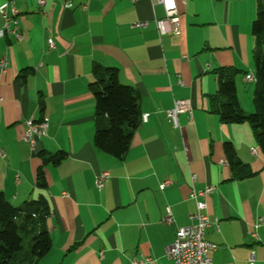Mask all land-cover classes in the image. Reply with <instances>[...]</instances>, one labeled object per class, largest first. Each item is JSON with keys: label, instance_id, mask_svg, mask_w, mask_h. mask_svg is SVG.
Returning a JSON list of instances; mask_svg holds the SVG:
<instances>
[{"label": "crops", "instance_id": "0c3cea01", "mask_svg": "<svg viewBox=\"0 0 264 264\" xmlns=\"http://www.w3.org/2000/svg\"><path fill=\"white\" fill-rule=\"evenodd\" d=\"M9 1L18 9L21 39L0 34V57L7 60L0 73V192L15 206L46 200L51 248L38 264H131L137 258L173 264L165 247L179 226L191 223V190L207 185L214 189L205 198L206 213L217 219L205 229L216 245L213 263L264 264V154L247 122H220L209 100L217 90L213 70L235 67L238 100L252 110V102L244 103L253 92L244 74L254 71L255 1L175 0L179 34L161 36L155 19L164 13L152 0H0V6ZM139 21L146 25L135 26ZM93 64L116 67L119 82L139 94L140 115L147 114L121 159L93 144ZM182 98L190 110L178 114L174 126L167 111ZM29 118L47 121L34 148L23 139ZM225 141L243 164L235 171ZM58 150L65 158L45 165L46 186L39 188V153ZM102 171L108 178L97 188ZM166 178L170 183L159 189ZM167 208L170 222L164 221Z\"/></svg>", "mask_w": 264, "mask_h": 264}, {"label": "trees", "instance_id": "16d2710c", "mask_svg": "<svg viewBox=\"0 0 264 264\" xmlns=\"http://www.w3.org/2000/svg\"><path fill=\"white\" fill-rule=\"evenodd\" d=\"M255 1V16L251 23V59L255 76L252 92L253 109L242 108L236 92L235 75L240 69L218 67L213 70L217 90L210 95V109L222 123L247 122L264 154V0ZM246 74V73H245ZM89 89L94 98L93 144L116 158H123L133 131L141 122L139 94L129 85L119 82L117 68L93 64ZM226 159L232 170L242 167L231 142L223 143ZM41 164L35 174L39 188L46 186L44 167L57 165L65 158L58 150L47 155L39 153ZM49 209L43 197L11 204L0 192V264H38L51 248L46 219Z\"/></svg>", "mask_w": 264, "mask_h": 264}, {"label": "built area", "instance_id": "2783aa9c", "mask_svg": "<svg viewBox=\"0 0 264 264\" xmlns=\"http://www.w3.org/2000/svg\"><path fill=\"white\" fill-rule=\"evenodd\" d=\"M45 0H36L38 4H42ZM155 4H159L163 10L164 16L162 18L155 19V26L158 34H179L178 26V14L175 0H152ZM65 7H71L69 2L64 4ZM85 8V5H82ZM0 16L3 20L2 27L0 28V34L12 35L15 39H21V35L18 33L17 16L18 9L13 1H9L7 4L0 6ZM146 25L145 21H139L135 23L137 27H143ZM47 45L49 48L54 47L53 39L50 37L47 39ZM185 57V56H183ZM7 68V60L5 57H0V73L5 72ZM244 80L247 83H253L255 76L253 73H246ZM190 110V103L188 99H174L172 107L167 111L168 117L171 119L174 126H177V116L180 113L188 112ZM147 114L141 115V122H145ZM25 130L23 139L28 142L31 148H34L36 140L46 134L47 123H42V120H35L33 118L27 119L25 122ZM251 153H256L255 147L250 148ZM4 153L0 149V157H3ZM108 178V173L102 171L94 181L97 188L103 186L104 181ZM191 180H194V176H191ZM170 183L169 178H166L159 184V189H163ZM212 185H207L202 189H192L190 197L194 200L195 211L189 215L191 220L190 224L179 226L171 243L165 247V255L169 258L173 264H214L210 256V251L214 250L216 245L205 238V229L211 223L217 225V219L211 220L206 213L207 203L206 196L213 191ZM171 214L169 209H166L164 216L165 222H170ZM262 219L259 218L255 227L259 226ZM255 236L254 233H252ZM148 259L137 258L133 259L131 264H145Z\"/></svg>", "mask_w": 264, "mask_h": 264}, {"label": "rangeland", "instance_id": "374dc122", "mask_svg": "<svg viewBox=\"0 0 264 264\" xmlns=\"http://www.w3.org/2000/svg\"><path fill=\"white\" fill-rule=\"evenodd\" d=\"M252 65H253V64H252ZM244 76H245V74H244ZM254 82H255V81H254ZM254 82H253V85H250V83H246L245 85H246L247 87L249 86L250 88L253 89V88H254ZM245 101H247V102H245ZM245 101H244V103H245V104H248L249 101L252 102V98H247V100H245ZM251 105H252V104H251ZM243 109H244L245 112H248V113L250 112V111L245 110V108H243ZM252 109H253V105H252Z\"/></svg>", "mask_w": 264, "mask_h": 264}, {"label": "bare ground", "instance_id": "6f19581e", "mask_svg": "<svg viewBox=\"0 0 264 264\" xmlns=\"http://www.w3.org/2000/svg\"><path fill=\"white\" fill-rule=\"evenodd\" d=\"M19 14V13H18ZM19 25V20H18V16H17V26ZM42 120V123H47V121H46V119H41ZM255 150H257L256 148H255Z\"/></svg>", "mask_w": 264, "mask_h": 264}]
</instances>
